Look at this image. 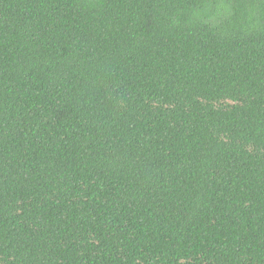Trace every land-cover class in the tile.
<instances>
[{
	"label": "trees",
	"instance_id": "trees-1",
	"mask_svg": "<svg viewBox=\"0 0 264 264\" xmlns=\"http://www.w3.org/2000/svg\"><path fill=\"white\" fill-rule=\"evenodd\" d=\"M0 264H264V0H0Z\"/></svg>",
	"mask_w": 264,
	"mask_h": 264
}]
</instances>
